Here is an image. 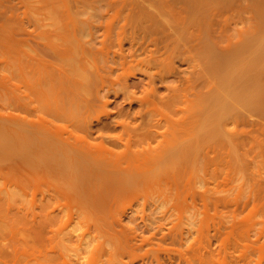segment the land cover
Segmentation results:
<instances>
[{
	"label": "rangeland",
	"instance_id": "rangeland-1",
	"mask_svg": "<svg viewBox=\"0 0 264 264\" xmlns=\"http://www.w3.org/2000/svg\"><path fill=\"white\" fill-rule=\"evenodd\" d=\"M184 1L185 4L183 3ZM184 1L0 0V115L2 113L1 116H3L0 118V129L2 128L1 130L3 131H0V136L2 135V141L0 140V143L3 142V144H0L1 244H36V235L32 230L33 221L31 220L34 213L33 211H37L39 213L40 209L38 206L41 202L42 195H49V193L55 189L57 191V195L52 193L55 200L51 196V198H53L51 202L53 203H51L50 206L52 208H55L56 205L53 204L58 203L57 206H60V208L58 207L59 210L56 209L57 207L55 208L56 211H59V214L58 211L56 212V217H59V221L55 218L54 224L56 225V228H58L59 226H61L62 222L64 223V227L69 223L67 227L68 232L67 228H65V233H68V236L70 234L72 237L75 236L76 239L75 237L74 239L77 243L79 242L77 241L78 234L80 235L82 232H85L84 230L88 229V233H86L90 236V231L92 232L94 230V232L91 233V235H94L96 225L98 226L100 224L97 219L107 215V219H109L112 213L115 214H112V216H121V224L123 225V227L127 231L136 230L138 232L136 233L139 235V237L148 236L153 231H155V228L153 227H155V224H157L156 222L159 218L158 216H163L162 214L173 216L170 220L164 222L166 225L170 222L175 221V219L177 218L175 216L179 215L182 217V220H176V222L173 223L176 225V227L177 225H179V227H182V229L184 230L181 231L184 234L182 240V243H184V247H181L177 242V244H179L178 247H181V250L184 249L182 254H187L188 248H193L196 245L197 247L195 249L201 247L203 250V247L205 246L204 243L208 242V240L206 241L207 238H205L207 234H210L209 236L212 237L211 233L216 232L217 230L214 229V226L216 225L215 228H219L225 222L223 226L226 225L227 227L222 226V228L220 229L221 233H219L218 236H215V233H213L214 240L213 238H210V240H213V242L211 241V247L217 249L219 246V249L221 248V243L219 244L218 242H221V237H224V235H228L227 230H229V227L231 226L232 232L229 238L232 245L231 253L233 254L231 255L230 259L233 260L230 261L229 259V261L227 262H234V264H236L235 262L238 261L239 255L241 256L240 259H242V255L248 253V255H245L247 256V258L243 257L244 260L246 259V263L248 260V264H264V133L251 135L250 138L247 139L246 144L240 145H236V143L234 144L233 140L231 142V140L227 138L228 135L223 134L226 135L225 141H227L228 139L230 141H228L230 144L224 142L222 138L223 142L227 143L228 145L225 144L223 148L217 147L218 149H213L214 151H211V149L209 151L210 153H206V151H204L202 147L199 146L201 150L198 154L197 148L195 149V146H193L195 145V142L193 143L190 139L189 141L191 142L189 143V141L187 140L188 135L184 136V142L187 143L188 141L189 145L191 144L190 147H188L189 149H182V151L181 148H179L181 146H176L175 148L173 145L174 142L176 144L178 143V145L181 142H179L180 139H178V142L176 141L177 137H179L180 134L178 133L176 135H173V133H171V129L170 131L165 133L164 136L157 137L156 140H154V142L152 141L151 143L153 147L149 155L153 159L161 156L162 158L160 157V159H158V162L155 161V159L154 161L150 162L139 160L134 163V165L147 164L150 167L148 171L150 175L144 173V175H146L141 180L143 184L141 182L140 184L138 182L139 185L135 184L139 188H129L128 185H133L132 180H130V183H128L129 181L124 182L122 179V181L118 179L114 180L117 182V186L120 185V181L121 184L124 183V185L121 189L122 195L120 197V200L113 206V208L115 207V209H112L111 211H109V209H106L107 206L105 207L106 204H104L112 196L111 192H107L108 190L106 188L108 185H110L112 188L113 186L116 187V182L112 184L113 181L109 182V180H107L105 183L104 181L102 183L99 180H96L97 182L95 180H90L86 183L78 180V182H75L76 184L72 182L73 184L71 183V185H69L70 183L65 184L63 180H58L55 177V180L53 179V177L50 178L49 174L47 175V177L45 176V165L47 164L46 162H49L50 160H47L45 162L43 158L49 155V151H46L47 148H45V151L47 152V154L45 153V155L42 151V149L44 148L41 149V147L43 146L41 144H43L44 142L43 138H45L46 136L42 135L43 142L40 143L38 140L39 136L34 135L37 133V128L35 127L36 122H40V124L38 123V126H42L41 121H45L43 124L47 123L46 125L50 127L53 123L54 126L52 125V130L56 126H59V124H61L62 126H66V128L62 126L59 127L61 129L64 128L61 130L60 135L67 136L69 133H72V137L74 138L75 132L73 130L75 127L73 126L74 123L78 125L80 124V122L76 121V117L78 113L82 111L81 102L83 99L89 96L90 91L88 90V87L91 85V82H93L94 79L99 81V74L104 73V71L108 67V63L106 62V58L108 57L106 53H111L108 56H111V59H109L112 60V55L114 53L113 51L118 48V45L120 43V39L118 37V29L121 28L120 25L122 26L124 25L125 21H128L126 23V26L124 27V30H126V32L124 31V33H121L120 31V37H123L121 40L124 52L128 54L131 49L130 36L134 30L138 29V27L139 29L141 28V25L139 26V24H142L144 27L149 26L150 28L153 25L151 29H153V31H156L157 33L153 31H150V33H156L155 35H158L161 28L158 29V27L160 26H157V23L161 21L163 22L170 16V12L168 11L169 9L167 6H171L172 9L175 8L177 10H180L183 5H185L186 7L188 6L189 8L191 0ZM188 1L189 3L187 4ZM207 1L208 0H204L203 3H201L204 4L205 7H207L206 11H208V8L211 7L212 4L214 5L212 1ZM233 1L235 0H231L230 2ZM236 1H239L240 3V0ZM236 1L235 3H232L234 4V6L235 4L237 7L238 5H242L241 3H236ZM248 1H251L252 3L258 2L257 4H261L259 6V8H261V11L259 10V13H257L256 9L251 8L253 6H257V4L252 3L251 5H249L246 12H244V8V10H240L242 6L238 7L239 11L236 10V7V11L232 12H228L226 6H224L226 10L224 11L223 8L222 15H220V18H223L224 20L222 21L221 19H219V21L221 25L225 24L224 26L226 31L225 35H222V39L220 38L221 41L219 45H214L215 48H221V46L225 44L227 37H231L233 40H236L241 29L247 26L249 27L250 25H252V23L255 22V20L257 21L259 18L262 19V21L259 19L258 22L254 24H257L259 26L261 23H263L261 24V29L263 30L260 29V31L264 32V16H262L264 14V1L261 0V2L260 0H245L244 2H246V5L244 6H248ZM206 3L212 4L207 5ZM256 8L259 9L258 6ZM224 12L228 17H226V14H224ZM254 12H256L257 15ZM162 13L165 16H163ZM254 14L256 16L253 17ZM257 16H259L258 19L256 18ZM110 20L111 23L114 22L113 26H110L111 23L107 22ZM222 22L225 23L223 24ZM154 23H156V25ZM106 24H109V30L111 31H106L107 35L105 34L106 27H104V25L108 26ZM154 25L157 27H155ZM143 26L142 28H144ZM146 29L147 28H144L145 31L149 32L150 29ZM248 36L251 35L247 34L245 38H248ZM206 38L208 37L204 34V42L205 40L207 41ZM55 47L57 48V50L60 49L61 54L64 55H59L60 50L58 51L59 53H54L53 49L56 50ZM198 48L193 50L192 53H198ZM64 51H66V54L64 53ZM137 53H139L140 55H137L138 58L141 59L145 58V53L147 52L138 51ZM175 60L176 61L174 62V64L176 65V67H178L177 69H179V75L176 74L170 76L169 78H167V83L175 82L179 76L189 74V71L192 69H190L189 63L181 62L179 58H176ZM135 64L134 66L132 65L130 67L132 70L128 68L129 70H127L124 74L126 75V77L128 76L130 81L142 79L143 75L141 73H143V70L141 68L143 65H147V63L145 62L138 64L137 66ZM36 65L38 67H36ZM119 71L120 70H117L116 72ZM122 71L123 70H121L120 72ZM74 81L80 83L76 86L77 88H75L74 86ZM141 86L139 87V89H137L138 96L142 95L143 86ZM64 88L66 91H68V88L72 89L73 92L71 91L72 94L69 97L71 101L67 96H65L63 99L57 98L58 90ZM164 92H167V90L161 88L160 94H163ZM207 97L208 95H205L204 98H201V100L203 99L201 101V104L205 106L206 109H202L200 111V115H202L203 119L199 115V126L196 125L197 130L195 129L197 133H199L198 136L194 130V132L196 133L195 136H197V138L205 137V135H207L205 138H210V133L208 132V129L206 130L207 122L205 120L207 117L205 116L206 114H204L206 113L205 110L208 111L206 105L209 97L208 99ZM110 98L114 99L112 95L110 96ZM122 98L123 96H120L119 98L113 100L112 105L109 106V109L114 110L117 109L115 108V106H125L126 109L130 108L129 110H132V112H130L134 114L141 108L139 102L136 101L130 106V104L125 101L124 98ZM197 102L199 101L196 100V103ZM57 109H59V111H62V115H60V118L54 112V110L56 111ZM100 109L103 110L102 108H97V111L95 113L93 112L92 114V116L95 117L97 115L98 117L102 115V119H99L98 121L94 118V121L92 122L93 125H95L94 131L92 133L90 132L91 135L90 137H88V140L94 142L103 138L107 141L110 139L109 136L113 134L123 136L126 140V138L129 136H126L122 132L120 126L115 125L116 127H113V124L115 123L111 122V118L109 119L105 117L106 115L101 114L100 112L102 111ZM98 110L100 111L98 112ZM52 111L55 114H53ZM159 112H164L165 114L166 110L161 108L159 109ZM12 114H14L13 116L16 120H14ZM53 115H57L58 119ZM92 116L89 119H93ZM158 116L160 117V115ZM19 118L23 122H20L21 120ZM44 118H46V120ZM47 119H49V121H47ZM26 122L27 126L25 125ZM101 123L107 124L109 126V128H106L107 130H103L102 133L98 128H96L98 127V124ZM28 125L31 127H29ZM230 127L234 128L233 131L238 133L241 130V125H239L238 123L233 126L231 125ZM57 128L55 129L57 130ZM43 129L45 128H42V130ZM55 129L54 131H56ZM10 131H12L11 134ZM79 131H76L77 134L79 133ZM13 132H16L17 134L15 133L16 136L12 138ZM30 132H33L34 134ZM2 133H4L6 136ZM31 134L32 136H29ZM214 134L213 137L215 136ZM3 136L4 139L6 138V142L9 140V143H7V147L6 145H4L5 141H3ZM34 136H36V138ZM181 136L183 135L181 134ZM220 136H222V134ZM33 139H35L34 142L32 141ZM37 140L41 146L38 145V143L35 144ZM194 140L196 141V139ZM204 140L205 139L203 138V141ZM12 141L14 143H12ZM199 141L200 142H197L199 143L198 145L201 144L202 140ZM35 151L37 152L35 153ZM196 152L197 156L200 157L204 152V156H202L201 159L199 157V161L194 162L192 157H194ZM40 153H43L44 157L43 155L39 156L41 155ZM192 154L194 155L192 156ZM207 156L209 159L208 161L206 160ZM39 157L41 160H43L41 161ZM189 158L191 160H189ZM203 158L207 162H203ZM51 159V161L54 160L53 157ZM43 161L45 165L42 164ZM147 165H145L146 168ZM46 166H48V164ZM50 166L53 167V164ZM48 168L50 167H47V170ZM51 171L53 172V170ZM51 171L48 173L51 174ZM34 176H38V178H40L41 180H45V176L47 180H45L46 182L44 180V182L40 181V179L36 180V177ZM42 176L43 178H41ZM31 177L34 178V181H37L38 186H34L35 183H33ZM26 178L31 182H27ZM47 182L50 184L47 185ZM27 183H29V186L27 185ZM32 186L35 188H33ZM111 187L108 186L109 191L112 189ZM92 189L95 190L93 193L91 192ZM95 192L96 195H100L102 193L100 195V198L103 199L104 208H99L100 206L98 207V205L96 206L97 203L93 196L95 195ZM60 211H62L63 213H60ZM70 211L71 213H69ZM143 212L149 215V221L150 215L151 217H155L156 221L153 220V223L155 222V224L151 223L153 218H151L150 222H147V220L146 222H143L142 220L140 221L139 217L137 220H133L132 216L141 214ZM69 214L71 220L74 217V222H66L69 219ZM71 214H73V217ZM184 216L186 219L189 218V223L190 218L192 220L194 216H199V219L200 217H207L205 222H202V227H199L200 229H202V231L209 229L207 231H204L205 234L206 232L207 234L205 235L198 228V226L201 224L200 223L198 225V223L201 221H195L196 225H191L190 229V224L195 222L191 221V223H188V225V220L186 221L184 219ZM211 217L214 218V220H212ZM61 218L63 219L62 222ZM104 218L105 217H103L102 219ZM196 218L198 219V217ZM104 220H106V218ZM201 220L204 221L203 218ZM219 220L222 222H219ZM100 221L102 222V220ZM59 222L61 224L57 226ZM147 223H150L151 226L149 225L150 227L147 226L146 228ZM220 223L222 224L220 225ZM172 224L169 225V229L173 227L174 224ZM165 225L163 229L165 228ZM88 226L89 228L91 227V229H89ZM64 227H62V229ZM176 227L173 231L177 229ZM168 228L162 230L167 233L169 231ZM70 229H72V232L74 230L77 236L72 235L74 233L70 232ZM162 230H159L160 232L158 231V235H162ZM187 230L188 232L190 231V233H188ZM210 230L211 232L208 233V231ZM176 232H179V229ZM82 234L79 237L82 238ZM71 236H69L70 239L72 238ZM89 236L87 238H89ZM217 238L221 240H218ZM60 239H55L54 241L56 242H54L53 244H55L57 248H62V250L70 247L68 249L69 253H67V250H65L67 254H70V256H68L69 259H74L76 262L78 258V260H81L82 263L84 262L83 264H87V261L88 264H95L94 262H96L97 264H102V262L103 264L107 263V257L102 255V251L100 249L97 251L101 254L98 255V252L96 253L95 249L93 250V252H95L94 255H90L92 254L90 252L92 251V249H94L92 248L94 247V242L93 244H90L91 242L89 241V239H87L88 241H86L84 238L83 241L88 242L90 244H88L90 247L87 244L86 245L88 247H84L83 243L81 245L83 246V248L80 247L85 250L87 248H92L91 250L89 249L90 251L86 250V254L84 253L85 250L82 253L80 252V254H82L81 258L83 259L78 257L80 256V254H78V256L76 257L80 249L77 251V253L75 252V250H77V246H75V244L72 245V242H74L73 238L71 242L70 240L66 241L65 239ZM169 239L170 238L167 239V242ZM155 240L156 241L154 244H152V246L148 245L147 250L152 249L151 247H154V245H156L154 247L155 249L158 248L156 243L158 239L155 238ZM247 241L250 242L249 246L248 244H246L248 243ZM169 244L170 243H168V247ZM190 244L194 245L191 246ZM170 245H172V243ZM242 246L245 249L246 246H248L247 250L249 251H244V253L241 254L240 252H243L244 250L243 248H241L242 250L240 249V247ZM43 248H45V246ZM143 248H145L144 250H146V245ZM191 248H189V251L192 250ZM108 249H110V247ZM141 249H139V252L141 251ZM155 249H152L151 252L150 250L146 251L149 254L148 257L151 261H149L148 257H145L146 255H148L147 253L144 254L145 256L141 257L142 253L140 252L141 254H139L137 249L136 257H140V259H142L138 261L137 259H135L133 261V264L134 262L135 264H142V262L140 261H143L144 259L148 261V263L145 261V264H150L149 262L154 264L155 260L153 263V260L151 258L154 257L153 259H155V256L153 255V257H150V255L153 254V252L155 254L158 251V249H156L157 251H155ZM160 250L164 251L165 249H163V247L159 249L160 254L164 256L165 252L161 253L162 251ZM170 250L171 249H169V251ZM169 251L168 253H170ZM159 252H157L155 255H157ZM174 252L173 250H171V253ZM215 252L217 251L215 250ZM167 255L168 254L166 253L165 258H162V260L164 259L167 261ZM219 255L221 254H218L217 257H219ZM214 256V264H217V262L220 264L221 262H224L223 254L221 255L223 257L220 256V259H218L216 255ZM176 257L175 259H173L175 262L178 260V258L176 259ZM127 259L128 258L126 257L125 260L128 261L129 259ZM183 259L185 258L183 257ZM183 259H180L179 257L178 261L184 262L186 260ZM91 260L93 261V263L90 262ZM241 262L242 264L245 263L243 262V259L239 262V264ZM177 263L178 262H176L175 264ZM180 263L183 264L182 262ZM184 263H186V261ZM195 264H197V262H195Z\"/></svg>",
	"mask_w": 264,
	"mask_h": 264
},
{
	"label": "bare ground",
	"instance_id": "bare-ground-1",
	"mask_svg": "<svg viewBox=\"0 0 264 264\" xmlns=\"http://www.w3.org/2000/svg\"><path fill=\"white\" fill-rule=\"evenodd\" d=\"M203 1L202 0H191L192 3L190 2L189 8L188 6L186 7L185 5H183L180 10H177L175 8L172 9L171 6H167L169 9L168 11L170 12V16L169 17L166 16L168 18H166L163 22L161 21L163 19H161L160 21L162 22V24L161 22H159L160 24L157 23V26H160L158 27V29L161 28L158 35H155L157 32L151 29L153 25L152 26L150 25L151 26L150 28L149 26L144 27L142 24H139V26L141 25V28L139 29L138 27V29L134 30L130 36L131 37V49L128 54L124 52L122 40H121L123 37L122 38L120 37L121 33H124V31L126 32V30H124V27L126 26V23L128 21L127 22L125 21L124 25L122 26L120 25L121 30L118 29V33H119L118 37L120 39L119 40L120 43L118 45V48L113 51L114 53L112 55V60H110L111 56H108L111 53H106L108 57L106 58L108 67L106 68L104 73L99 74L100 75L99 81L94 79V81L91 82V85L88 87L90 94L87 98L83 99L81 102L82 111H80L76 117L77 119L76 121L80 122V124L78 125L74 123V126H73L76 128V130L75 128L73 130L75 132L74 138L72 137L73 136L72 133L71 134L69 133L70 135L66 134L67 136L60 135L61 130L66 128V126H62L61 124H59V126L55 127V128L58 127L57 130L54 128L56 130L54 131V129L52 130L51 128L53 123L51 124V127H50L46 125L47 123L43 124L45 121L44 122L41 121L42 126L39 125L41 128L38 126V123L40 124V122L38 123L36 122L38 126L37 127L35 124V127L37 128L36 134H34L33 132H30L34 135L39 136L38 140L40 143L43 142V139H44L43 144H41L44 146V147L43 146L41 147V149L44 148L42 149L44 154L45 153L47 154L46 151H49L48 152L49 155L47 157H44L43 153L42 154L40 153L41 155H39V156L43 155L44 157L43 159L45 162L47 160L48 161L50 160L49 162H46L48 166H46L47 164L45 165L44 161L42 162V164H44L46 167L45 168L46 177L49 174L50 178L53 177L54 180L55 178L58 180H63L65 184L70 183L69 185H71L72 182L73 183L78 182V180H80L81 182H86V183L89 182L90 180H95V181L99 180L102 183L103 181L105 183L107 180H109V182L113 181L112 184L116 182L114 181L116 179L118 180L122 179L124 182L129 181L128 183H130L131 182L130 180H132V183L134 186L128 185L129 188H133V189L134 187L139 188L135 184L137 185L140 184L141 180L146 175V174L144 175V173L149 174L148 171L150 167L147 164L134 165V163L139 160L150 162V161H154L155 159H156L155 161L158 162V159H160L161 156L153 159L149 155L153 147L151 143L152 141L154 142V140H156L157 137L164 136L165 133H167L171 129H172L171 133H173V135H176L178 133L180 134V136L177 137L176 141L178 142V139H180L179 142L180 141L181 142L179 143V145L178 143L176 144L174 142L173 145L175 148L176 146H181L179 147L181 148V150L189 149L188 147H190L191 145V144L189 145V143L191 142L189 140L191 139L193 143L195 142L194 143L195 145L193 146H195V149L197 148L198 154H199V151L201 150L199 146L202 147V149L206 151V153H208L211 149H212L211 151H214L217 147L223 148L225 144L226 145L230 144L229 143L230 141L228 139L227 141H225L226 135H228L227 138H229L231 142L233 140L234 144L236 143V145H240V144H246L247 139L250 138L251 135H255V134L258 135V134L264 133V32L260 31L262 27L261 24L263 23H261L259 26L257 24H254L258 22V20L260 19V18L258 19L259 16H257L256 17L258 19L257 21L255 20V22L252 23V25H250L249 27L248 26L244 27L243 29L239 31V34L236 40H233L231 37H227L225 44L222 45L221 48L219 49L215 48L214 45H219L221 41L220 38L222 39V35L224 36L225 31H226L225 26H224L225 25L224 23L226 21L222 22L224 25H221L219 21V19H221L222 21L224 20L223 18H220V15H222V12H223L222 11L223 8H224V11L226 10L224 6H226L228 12L229 11L232 12L236 10L239 11L238 7H241V6L242 8L240 10L242 11V9L244 8L245 10L244 9L243 10L244 12H246L248 10L249 5H251L252 2L248 1L247 3L248 6H244L246 5V2H244L245 0L243 1L240 0V3L242 5H238L237 7L236 4L235 6L234 4H232V3H235L236 0L233 2H230L231 0H210V2L212 1L214 5L212 3H208L209 5L211 4L212 5L211 7L208 8V11H206L207 7H205L204 4H201L203 3ZM207 2H209V0ZM183 3L185 4V1ZM188 3L189 1L187 2V4ZM236 3H239V1L238 2L236 1ZM257 3H252V4H257ZM260 5L261 4H257L258 8ZM257 6H253V7L250 6V7L253 9H256L257 10L256 12L259 13V10L261 11V8L257 9L256 8ZM236 7L237 9L235 10ZM224 14L226 13L224 12ZM256 15L254 14L253 17ZM163 16L165 15L163 14ZM262 16H264V14ZM226 17H228L227 14H226ZM260 20L262 21V19ZM107 22L111 23V20ZM113 24L114 22H112L110 26H113ZM154 24L156 25V23ZM106 25L108 26L104 25V27H106L105 34L107 35L106 31L107 32H111V31L109 30V24H106ZM142 26L144 28L150 29L149 32L145 31L144 28H142ZM122 28H123V32H122ZM150 31L151 32L153 31L156 33L152 34L150 33ZM262 32H263V35H262ZM204 34L208 37L206 38L207 41L205 40V42L203 41L205 39V38L203 39ZM247 34L251 36H248V38L247 37L245 38ZM196 48L199 49L198 53H192V51L195 50ZM53 50H54V53L56 52L59 53L58 51L60 49L57 50L56 48V50L55 49ZM140 50L147 52L145 53L146 55L145 58H141V59L138 58L137 55H139V53L137 52L138 51L141 52ZM64 53L66 54V51H64ZM59 55L60 56L64 55V54H61V50H60ZM176 58H179L181 62L189 63V67L190 69L191 68L192 69L189 71V74H185V75L180 74L182 76H179L175 82L167 83L168 82L167 78H169L172 75H176V74L179 75V71H178L179 69H177L178 67H176V65L174 64V62L176 61L175 60ZM143 62L147 63V65H143L144 68L143 66L141 68L143 70V71L141 70L143 72L141 73L143 75L142 79L130 81L128 76L126 77V75H124L126 71L131 69L130 67L132 65L134 66L135 63H136L135 65L137 66L138 64H141ZM36 67L38 66L36 65ZM117 70H120V71L123 70V71L116 72ZM77 81H74L75 88H77L76 86L80 84L78 83L79 81L78 82ZM140 86L143 88V91H142V95L138 96L137 89H139ZM161 88L166 89L167 92L160 94ZM71 91H72L71 88H68V91H66L65 88L58 90L57 98L63 99L65 96L69 98L70 95L72 94ZM111 95L114 97V99L110 98ZM205 95H208L209 97V99L207 97L208 102L206 105L208 111L205 110L206 113H204L205 111L202 113L206 114L205 116L207 117L206 118L204 116L206 118L205 121L207 122L206 130L208 129V132L210 133L209 135L210 138H212L213 134L215 133L214 134L215 136L212 139L205 138L207 135H205V137L197 138L199 133H197L196 131L197 130L196 125H198V122L200 121L199 120L200 116L202 118V115H200L201 113L200 111L202 109H206L205 106L201 104V101L203 100V99L201 100V98H204ZM120 96L121 97L123 96L124 100L127 101L130 104V106L136 101L139 102L141 108L136 113L133 112L134 114L131 113L132 110H129L130 108L126 109L125 106L124 107L115 106V108L117 109L110 110L109 106L112 105L113 100L119 98ZM196 100H198L199 102L196 103ZM97 108H102L103 110L100 109L102 111L100 113L103 115H106L105 117L109 119L111 118L112 120L111 122L115 123L113 124V127L115 125L120 126L122 129V132L126 136H129V137H127L125 140L123 136H120L118 134H113L109 136L110 139L107 140L108 143L103 138L100 140L94 141V142L93 141L91 142L90 140H88V137H90L91 133L94 131L95 125H93L92 123L94 121V118L98 121L99 119H102L101 118L102 115H100L99 117L98 115L96 117L92 116L93 112L95 113L97 111ZM161 108L166 110L165 114L164 112H159V109ZM100 110H98V112ZM56 111L54 110V112L60 118L61 117L60 115H62V111H59V109H57ZM54 112L53 114H55ZM1 115H0V118L3 117ZM13 115L14 114H12V116ZM57 115L55 116L57 117ZM158 115H160V117ZM91 116L93 117V119L91 118L92 120L89 119ZM44 119L46 120V118ZM14 120H16L15 117H14ZM47 121H49V119H47ZM20 122H23V121L21 120ZM237 123L241 125V130L239 133L233 131L234 128L230 127L231 125L233 126V125H236ZM25 125L27 126V122ZM61 126L64 128L62 129L59 128ZM42 128H45L43 129L44 131L42 130ZM96 128H98L99 131L102 133V131L105 130L106 128H109V126L107 124L101 123V124H98V127ZM1 129L0 131H2ZM79 130L81 131V133ZM194 130L197 133V136H195L196 133L194 132ZM32 131H33V128H32ZM76 131H79V133L77 134ZM11 132L12 131H10V134ZM15 133L16 132H13V136L11 135L12 138L16 136ZM32 134L29 136H32ZM181 134L183 136H181ZM221 134L223 137L220 136ZM223 134H226V135H223ZM42 135L46 137L42 139L43 137ZM1 136H0V140L2 138ZM184 136L188 137L187 140L189 141V143L188 141L187 143L184 142ZM34 137L36 138V136ZM193 138L196 139V141ZM203 138L205 139L204 140L205 142L203 141ZM222 138L224 142H227L228 144L224 143ZM3 139H4V136H3ZM5 139L3 140L5 141L4 145H6L7 147L8 146L7 143H9V140L6 142ZM34 140L35 139H33L32 141L34 142ZM38 140L35 144L38 143ZM199 140H202L201 141L202 145L201 144L198 145L199 143L197 142H200ZM1 143L3 144V142ZM12 143L14 142L12 141ZM40 143H38V145H40ZM45 148H47L46 151H45ZM36 152L37 151H35V153ZM197 152L195 154L196 156L192 154V156L194 155V157H192L194 162L199 161L198 158L200 156H197ZM203 153H202V156H204ZM50 156L51 158L53 157L54 159L53 161H51L52 159L50 158ZM190 158L189 160H191ZM204 158H203L204 161L202 160L203 162H207L209 160L208 156L206 159L207 161H205ZM52 164H53V167L50 166ZM145 165H147V168ZM47 167H50L48 168V170L50 169L49 171L47 170ZM51 170H53V172ZM50 171H51V174L48 173ZM45 176L44 178L45 180H47ZM34 177H36L35 178L36 180L40 179L38 178V176H34ZM27 178H26L27 182H31ZM41 178H43V176ZM31 179L33 180L34 178L31 177ZM36 180L35 181L33 180V183H35L34 186H38ZM43 180L44 179L42 180L40 179V181H43ZM121 181L119 182L120 185L118 186L116 182L115 184L116 187L113 186V188L110 185H108L109 187L112 188V189L110 188L111 189L110 191L108 189V186L107 188L105 187L108 190L107 192H111L112 194V196L110 195L111 197L109 198V200H107L106 203H104L106 204L105 207L107 206L106 209H109V211H111L112 209H115V207L113 208V206L117 204L118 201L120 200V197L122 195L121 189L124 185V183L121 184ZM38 183H39V180H38ZM28 184L29 183H27V185ZM49 184L50 183H48L47 185ZM93 189H96V188H93ZM93 189L91 191L92 193L95 191ZM52 193L57 195V191L55 189L51 191L49 195L47 194L48 196L45 194L42 195L41 202L38 206L40 209L39 213L37 211H33L34 213L32 215L33 217L31 220L33 221L32 230L34 234L36 235L35 236L36 244L29 245V244H1L0 243V264H81L82 263L81 260H78V258L76 262L74 259L71 260L68 258L70 254H67V253H69L68 249L70 247L65 249L67 250V253H66L64 249L63 251L62 248H57V246L53 244L54 242H56L54 240L57 238L60 239L62 237L61 238L62 240L64 239L66 241L70 240L71 242L72 238L74 239L75 236L72 237L70 234V232H72V229H70V232H69L70 234L69 236L72 237L71 239L68 236V233H65L66 232L65 228H67L69 224L68 222L73 221L74 219L73 214H71L73 217V218L71 217L72 220L70 219V214L68 215L69 219L66 221L68 224L66 225L65 223L66 225L65 227H64V223L62 222L63 219L61 218L62 224L59 222L57 226H59L60 224L61 226H59L60 228L58 227L59 229L56 228L54 221H55V218L56 219L59 218V217L58 218L56 217V212L59 210L58 207L60 208V206H57L58 203L53 204V205H56L57 208L56 207L55 208L58 209L57 211L55 208H52L50 206L51 203H53L51 201L54 198L53 197L54 195H52ZM94 194L95 195L93 194L91 195L94 196V199L97 203L96 206L98 205V207L100 206L99 208L101 207L104 208L103 199L100 198L101 197L100 195L102 193L100 195L99 194L96 195V192H95ZM51 196L53 198H51ZM62 211H60V213ZM69 213H71V211ZM58 214H59V211H58ZM112 214L109 219H107L108 215L103 216L106 218L107 222L106 220H104L105 218L102 219L103 217L102 218L100 217L101 219L100 218L97 219L100 224L96 223L99 225L98 226L96 225L94 235H91V233H93L94 230L92 229L93 230L92 232L89 230L90 236L92 238L87 234L88 229L84 230L85 232H82L83 234L81 233L83 239L79 237L81 234L80 235L78 234L77 236L75 231L73 230L72 233L74 234L72 235H76L78 239L77 241L79 242L77 243L75 241L76 239L75 237L73 241L76 243L72 242L73 244L72 243L71 244L72 245L75 244V246H77L76 247L77 250H75L76 253L79 249L82 250V251L80 250L78 251L76 257L78 256V254H80V252L82 253L85 250V249H82L83 246L88 247L90 244H93L94 242V245H93L94 247H92L94 249L91 248L92 251L90 252L92 253L90 254L91 256H93L95 253L93 252V250L96 249L95 251L97 253L98 252L97 250L100 249L102 251V255L107 257L106 264H133V261L135 259H137V261L142 259V258L140 259V257H136L137 255L136 250L138 249V252H139V249L145 247L146 245V250H144L145 248H143L140 251L143 255L139 252V254H141V257L145 256L144 254L147 253L146 251L150 250L151 252L152 249L153 250L155 249L154 247L156 245H154V247H151L152 249H148V250H147V247L148 245L152 246V244L155 243L156 241L155 238H156L158 239V241L156 242L157 247H158L156 249H158V251L156 249L155 251L159 252V249L163 247V249L165 250L164 251L160 250V251H162L161 253L163 252L165 253H164V256H162L160 252L158 253L160 255L158 254L155 255L157 252L155 254L153 252V254H151L150 257H153V255L155 256V259H153L154 257L151 258L153 260V263L155 260L154 264H173V261H174L173 259H175L176 256H177L176 259L178 258V260H179V257L180 259H183L184 257L186 260L185 259L183 260H185L187 264H195V262H197V264H214V260H215L214 255H216L217 257L218 254L224 255V260L222 258L224 262H221V264H230V263L234 264V262H230V263L227 262L229 261L231 255L233 254L231 253L232 245H231L230 238H229L232 232L231 226L230 227L228 226L229 230L226 229L228 233L227 236L224 235V237H221L222 240L217 238L218 240H221V242L220 241L218 242L219 244L221 243L220 244L221 248L219 249V246L217 249L214 247L213 248L211 247L212 242L214 240L213 233H215V236H218V234L221 233L220 229L222 228L225 222L223 224L220 223V225L222 224V226L219 228L218 227L215 228L216 225L214 226V229H217V230L216 232L211 233L212 237H210L209 236L210 234L208 235L206 232L207 236L205 238H207L206 241L208 240V242L204 243L205 246L203 247V250L201 247L200 248L198 247L197 249H195L197 245L193 247L194 250L193 248L189 247L192 250L189 251V248H188V251H187L188 253L186 252L188 254L187 255V254H182L184 249L183 250L180 249L181 247H184V243H182L184 234L181 232L184 230L182 229V227L180 228L179 225H177L176 227V225L173 223V222H176V220L181 221L182 220L181 216L176 215L175 217L177 218L175 219V221L173 222L168 221L171 224L172 223L174 224V225L172 224L173 227L169 229L168 227L171 224L168 223L165 225L164 222L167 220H170L173 216H169V215L167 216V214H162L163 216H158L159 217L158 219L156 217L157 224H155V222L153 223V220H155V217H151L150 215V221H151V218H153L151 223L155 224V227H153L152 225V227L155 228V231H153L148 236L139 237V235L137 234L138 232L136 230L127 231L123 227V225L121 224L122 223L121 216L116 217L114 216L115 214L113 216ZM132 217H133V220L134 219L137 220L139 217L140 221L142 220L143 222L144 221L146 222L147 220V222H150L149 215L144 212L138 215H134ZM196 217H198V219ZM202 218L204 221L201 220ZM184 219L186 221L188 220L187 222L188 224L189 218L186 219L184 216ZM206 219L207 217H200L199 219V216H194L192 220L190 218V223L191 221H194V222L201 221L198 223V225L201 223L198 226V228L199 227L201 228L203 225L202 222L204 223ZM100 220H102V222ZM212 220H214V218H212ZM219 222H222V221L219 220ZM194 224L196 225V222L190 224L189 228L191 227V225L193 226ZM149 225L151 226L150 223L149 224L147 223L146 228ZM164 225H165L164 229L166 228L169 229L167 233L163 231ZM62 227L64 228L62 229ZM175 227L177 229L173 231ZM223 227H227V226L225 225ZM89 229H91V227ZM178 229H179V232H176L178 231ZM159 230H162L163 232L162 235H158ZM200 230L202 231V229ZM207 230H204V231H207ZM204 231H202V233L205 234ZM67 232H68V228H67ZM210 232L211 230L208 231V233ZM188 233H190V231ZM60 234L61 235L64 234V235L61 236ZM87 235L89 236V238H87L88 237ZM208 236H209V239H208ZM84 238L86 241H88L87 239H89L91 243L89 244L88 242L83 241ZM168 238H170L169 240L171 241L168 240L167 242ZM210 238H213V240L212 239L210 240ZM177 242L180 244L181 247H178L179 244H177ZM247 242L248 243L246 244H248L249 246L250 242L249 241ZM82 243H83V246H81ZM165 243L167 247L165 246ZM168 243L170 244L172 243V245L169 244V247H168ZM175 243L177 246L175 245ZM86 244L87 245L89 244V245L87 246ZM173 244L175 247L173 246ZM193 245L194 244H192L191 246ZM44 246L45 248H43ZM108 246L110 247V249H108L109 248ZM248 246H246V249L243 248V246L240 247V249L241 248L244 249L243 252H240V253L242 254L244 253V251L248 252L249 251L247 250ZM56 248L59 250H57ZM89 249L90 248H87L86 250L90 251L91 249L90 250ZM169 249L175 252L171 253V250L169 251ZM86 250L84 251V253L86 252ZM215 250L217 252H215ZM168 251L170 253H168ZM166 253L168 254L167 261L164 259L162 260V258H165ZM99 254L101 253L98 252V255ZM246 254L248 255V253ZM246 254L242 255L243 262L245 263H246V259L244 260V258L245 257L247 258V256H245ZM81 255L82 254H80V256L78 257L81 258L82 257ZM221 255H219V257L217 258L220 259L221 257H223ZM148 256L149 254L146 255L145 257H148ZM126 257L129 259V260L127 259L128 261L125 260ZM240 257L241 256L239 255V259ZM239 259L238 261L235 262L236 264H239V262L242 261V259H240V261ZM178 260L176 261L178 262L177 264H179L180 262H182L183 264H186L184 263L185 261L183 262V261H178ZM231 260L233 259H230V261ZM145 261L146 259L140 262H142V264L143 263L145 264ZM149 261L151 260L149 259ZM90 262L93 263L92 260ZM146 262L148 263V261ZM176 262L174 261V264ZM86 263L88 264V261ZM94 263L97 264L96 262ZM149 263L152 264L151 262ZM217 264H220V263L217 262ZM240 264H242V262ZM246 264H248V260Z\"/></svg>",
	"mask_w": 264,
	"mask_h": 264
}]
</instances>
